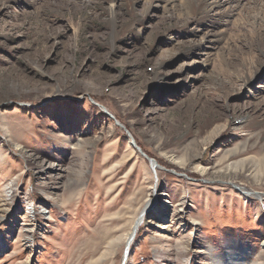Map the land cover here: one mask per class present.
<instances>
[{
    "label": "rangeland",
    "instance_id": "obj_1",
    "mask_svg": "<svg viewBox=\"0 0 264 264\" xmlns=\"http://www.w3.org/2000/svg\"><path fill=\"white\" fill-rule=\"evenodd\" d=\"M152 188L127 264H264V0H0V264H122Z\"/></svg>",
    "mask_w": 264,
    "mask_h": 264
},
{
    "label": "bare ground",
    "instance_id": "obj_2",
    "mask_svg": "<svg viewBox=\"0 0 264 264\" xmlns=\"http://www.w3.org/2000/svg\"><path fill=\"white\" fill-rule=\"evenodd\" d=\"M215 1V0H214ZM211 2V1H210ZM212 6V5H211ZM206 8V7H205ZM212 8V7H211ZM209 9V8H208ZM217 14V13H216ZM219 14V13H218ZM208 15V14H207ZM212 15V14H211ZM213 16V15H212ZM212 18V17H211ZM217 19V18H216ZM209 141V140H208ZM208 141L205 140L206 144L205 146L208 145ZM131 143L133 145V147H136L135 149H137V146L134 142V140L132 139L131 137ZM131 148L132 146L129 145ZM139 151V150H138ZM140 154H142L140 152ZM143 155V154H142ZM143 157H145L143 155ZM35 161V159H34ZM48 163V162H47ZM152 165V167H157V164L155 161H151L150 162ZM43 165V164H42ZM48 165V164H47ZM157 171V169H156ZM202 172H205V169H202L201 170ZM234 171H228L226 172V176H229L231 173H233ZM244 191V190H243ZM156 192L155 188H152V192H151V196L150 198L147 200V203L146 205L144 206L143 210L141 211L140 215L142 214V216L140 217V215H138L137 219L135 220V222L133 223L132 225V228L130 230V232L126 235L125 237V250H124V256L123 258L121 259L122 260V264H127V258L128 256L130 255V250H131V246L133 244V241H134V237L138 231V228L139 226L142 224L143 222V219L144 217H150V218H154L156 217V219L158 220V224H155V228H158L160 230H167L169 228V225L168 224H165V222H167V219L168 217L165 215V214H160L161 211L158 209L157 205H155V202H156V197L154 198L153 194ZM253 195H256V196H260L259 198L257 199H260L261 201L264 200V195L263 194H256V193H251ZM158 195V192L156 193V196ZM245 197V196H244ZM256 199V198H255ZM147 215V216H146ZM152 222V221H151ZM27 231V230H26ZM229 247H228V250L231 249L233 246H235L236 244H232V243H228L227 244ZM261 246H264V241L262 242ZM128 249V250H127ZM127 250V252H126ZM231 251V250H230ZM249 249H244L242 250L240 253H237L238 255H236V253H231L233 255H230L229 253H225V257H222L221 256V260L217 263V264H223V262L227 263V264H242V263H237L236 261V258L235 256H237L238 258L241 256L242 259L244 260V262H246L248 256H249ZM232 257V258H231ZM224 263V264H225ZM251 264H254L253 262Z\"/></svg>",
    "mask_w": 264,
    "mask_h": 264
},
{
    "label": "water",
    "instance_id": "obj_3",
    "mask_svg": "<svg viewBox=\"0 0 264 264\" xmlns=\"http://www.w3.org/2000/svg\"><path fill=\"white\" fill-rule=\"evenodd\" d=\"M139 150V149H138ZM139 152H140V150H139ZM152 161V159H149V162H151ZM142 216V214L140 215V217ZM128 250V249H127ZM127 250H126V252H127Z\"/></svg>",
    "mask_w": 264,
    "mask_h": 264
}]
</instances>
